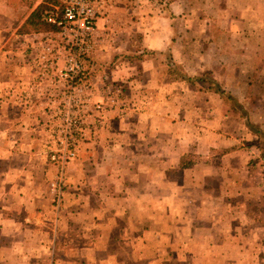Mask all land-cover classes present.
<instances>
[{"label":"crops","instance_id":"obj_1","mask_svg":"<svg viewBox=\"0 0 264 264\" xmlns=\"http://www.w3.org/2000/svg\"><path fill=\"white\" fill-rule=\"evenodd\" d=\"M5 1L14 3L0 5V264H40L44 252L59 254L61 248L84 253L78 250L74 258L63 253L58 264H264V253L255 255L256 248L264 252V208L260 220L251 216L237 237L234 186L237 180L245 186L248 178L237 179L234 172L249 161L232 159L248 156L249 149H231L234 137H227L236 127L232 104L247 109L259 87L262 96L254 102L264 106V0H114L98 20L90 121L98 115L94 103L106 96L104 81L123 84L127 108L124 115L99 112L100 129L68 166L70 186L61 210L53 208L50 190L58 168L44 154L49 103L42 90L32 88L38 68L31 61L39 43L55 33L29 26L45 0ZM134 55L138 58L128 57ZM247 55L261 65L248 61L243 71L231 64ZM171 58L186 77L210 70L216 79V74L223 77L218 83L228 97L202 91L191 98L206 96L208 103L230 104L233 112L208 107L205 113L197 104L194 111L188 106L176 114V120L177 82L167 74ZM141 73L148 77L143 85ZM180 81L186 90L198 84ZM238 85L245 90L239 98L232 95ZM206 183H220L221 192L206 193ZM190 186L197 191L190 193ZM239 194L249 197L241 187ZM220 199L222 209L210 210L200 224L205 201ZM99 230L102 236L95 239L92 233ZM159 233L170 238L169 258L159 253L145 258L152 256L146 250Z\"/></svg>","mask_w":264,"mask_h":264},{"label":"built area","instance_id":"obj_2","mask_svg":"<svg viewBox=\"0 0 264 264\" xmlns=\"http://www.w3.org/2000/svg\"><path fill=\"white\" fill-rule=\"evenodd\" d=\"M59 2L61 6L47 10L43 17L45 22L57 27L55 36L59 43H52L49 34L39 43L31 59L38 68V78L32 88L42 90L49 103L46 112L49 120L45 124L50 137L47 157L58 168L57 181L52 182L54 189L58 184V209L67 164L76 158L84 141L100 129L99 116L90 121L93 113L89 107L96 83L89 63L100 40L98 20L109 12L114 0ZM22 52L27 53L28 49L24 47ZM104 82L106 96L94 103L93 109L99 113L107 100L124 111L123 89Z\"/></svg>","mask_w":264,"mask_h":264},{"label":"rangeland","instance_id":"obj_3","mask_svg":"<svg viewBox=\"0 0 264 264\" xmlns=\"http://www.w3.org/2000/svg\"><path fill=\"white\" fill-rule=\"evenodd\" d=\"M13 3L11 2L9 4V2H7L5 0H0V5L3 7L2 9H5L6 7L12 5ZM46 38H47V36H46ZM50 38L52 40V43H56V44L59 43V39L55 36V34L50 35ZM125 46L130 47L128 42L125 44ZM128 57L138 58V55L128 56ZM149 58L147 57V59H144V60L141 59L143 61H140V62H145ZM159 59L160 58L157 57V61H160ZM171 59L174 60L173 58H171ZM180 59L181 58L176 57L175 60L178 61L179 63H181ZM248 61L249 62L251 61V57L249 55H247V57L246 56L238 57L237 61L232 62L231 64L235 63V65L237 66V70L239 69V70L245 71V67L247 66ZM140 62L138 63V65H144V64H141ZM164 62L167 64V61H164ZM113 63H115V61ZM136 63H137V61H136ZM148 63H150V62L148 61ZM159 63L160 62H158V64ZM250 63L251 64L254 63L255 66L261 65L260 60L258 62L256 60H255V62L251 61ZM92 64L95 66V70H92ZM89 65H90L91 74L95 77L96 76L95 74H97V73H95L97 71V68H96V62L93 60V58L90 60ZM167 66H168V64H167ZM137 70L139 71V70H141V68H138ZM176 70L177 69L172 70L170 74L167 72V74L171 76L173 82L174 83L177 82V86L176 87L174 86V91L177 92V94H179V95L174 97V103H173L174 104L173 105V112H174V117L176 118V120L178 119L175 116L176 114H178V116H181V111L186 110L188 106L190 107V109H189L190 111L191 110L194 111L195 105L198 106L197 104H199V106H201L202 108H204L206 110L205 113H208V109H207L208 107H214L215 109L220 108L223 110L226 109V110H229L230 112H233L230 109L231 107H229L230 104L223 105L222 102L219 104L212 99H211V102H213V103H211V102L208 103L207 100L205 101L206 96H201V98H198L197 101L191 98V96L192 95L194 96L196 94V92L204 91V93L206 94L207 92L214 91L217 93L218 88L223 93L221 95H225L226 97H228L227 92L219 84L220 82L218 79H221L223 77H220V75L216 74V76L218 77V79H216L214 77L212 70L207 71L208 75H207V73H204L201 76H198V75L192 76L189 78V79H191L190 82L192 84H195L194 82H198V84L191 86L189 88V90H186V87L184 86V84H183V87L181 86L182 85L181 83L184 82V81H180V77L182 78V75L179 71L177 72ZM238 73H240V72L237 71L236 74L238 75ZM140 76H141L140 80H141L142 85H143V83L145 81H147L148 77H146L143 73H141ZM206 80H208L209 82ZM109 81H108L109 86L114 85V86H119V87L123 88L122 83L115 82L112 79H110ZM188 81L189 80H187V82ZM95 83H96V80H95ZM232 91H233L232 95H235L238 98L243 97L245 94L244 88L240 87L239 85L236 89L235 88L232 89ZM123 92H124V90H123ZM181 93L183 94V96H180ZM253 93H254L253 102L252 103L250 102L248 104L247 109L242 110L243 105L240 104L239 102L237 104H232V105H234V108L236 110V112H234L236 114V117L233 120H231V123L233 122L236 127H234V132L232 131L231 134L227 135V137H229V138L232 136L234 137V140L232 141L233 147L231 149H234L235 151H243L244 149H247V150L249 149L248 150V152H249L248 156H246L244 154L245 153L244 152V153L236 156L234 159H232V160H235L236 163H240L242 161H245V162L249 161V164L247 165V167L237 168V171L234 172L237 179H240L243 177L248 178L247 179L248 181H246L245 186H242L239 183L240 180H237V185L234 186V190L237 191L236 193H238V195L234 199L232 207H234V210L236 211V215H238V218L236 217V220H235V221L238 220V222L236 224L241 225V226H239V229H241V230L236 232L238 238L245 233V229H247L248 226L250 225V221L248 222V220L250 219L251 216H253L251 219H254L256 221L260 220V218H259L260 214H261L260 210L264 208V112H263L264 106L262 107V102L260 100L258 102L257 101L254 102V99L256 97L260 98V96H262L261 89L259 87L254 89ZM186 95H189L188 99L184 98ZM212 95H214V94H212ZM215 96H217V95H215ZM224 100H226V99L224 98ZM104 105H105V108L103 110L99 111L100 113L106 112V111H115V110L121 112L122 115H124V113H125V111H122V109H120L119 106L114 105V104L108 102L107 100L105 101ZM211 105H213V106H211ZM125 108H127V103L124 102V110H125ZM248 109H250V111ZM97 116H99V113ZM229 122H230V120H229ZM44 131H46V133H47V135H46L47 138L44 142L45 143L44 154H46V156H47L48 155L47 150L50 148V144L48 142L50 140V137H49V133L46 130V125L44 128ZM93 137L94 136L90 137L89 139L84 141V143L91 142L90 139ZM83 146L81 147L76 158L71 160L65 168L64 182H63V184H61V188H62L61 189V192H62L61 199L62 200H61V205H60L59 209L57 208L58 204L56 201V192L58 190V184L56 185L55 189H54V186H52V182L57 181L58 173L55 176L54 180L50 182V188H51L50 190L53 192V195H54L52 206L55 210H61L62 206L64 205L65 194H66V192H68L69 186H70L68 184V179H67V169H68V166L70 165V163L74 162L75 160H77L82 155ZM221 157L222 156H220L219 159H221ZM207 158H208L207 155H204L205 161L209 160ZM47 159H48L49 163H51V161L49 160L48 157H47ZM221 184H222V182H221ZM221 184L217 183V185H215V187H214V186L208 185L206 183L204 185L203 190L206 193H209L212 195L216 194L218 192L220 193L221 192L220 187L223 185V184L222 185ZM194 187H196V186H190L188 191L190 193H192V192L195 193L197 191V188L195 190ZM240 187L244 191H247L249 193V197L240 196V194H239ZM175 189L177 191L176 187H175ZM214 189H215V191H214ZM214 202H215V204H213L212 200H211V202L205 201L206 210H205L203 216L201 217L202 222L200 224H203V223L208 221L209 216H207V215H208L210 210H212L214 208H216L218 210L222 209V200L221 199L216 200ZM207 203H211V204L208 205ZM248 209L251 213V214H249V217L246 215ZM219 214L220 213H218L216 211L213 212V215H215L216 223L218 222ZM95 219L98 220V217H95ZM101 220L103 223V221H104L103 217ZM210 224H211V221H210ZM194 225H197V223H195ZM99 232H101V233H99ZM159 234H160V236H159ZM159 234L156 237H152V238H154V241H155L154 247L150 248V250H148V249L146 250V251L151 252V254H147V255H152V256L145 257V258H152L153 256L156 257L158 253L159 254H165L166 255L165 257L169 258L170 255H168V251H169L170 247H168L169 243L166 241L170 238H169L168 234H163V233H159ZM92 235L94 238L98 237V236H102V230H99L98 232H93ZM76 236L78 237V235H76ZM77 249L81 250L82 252L84 251V249H82V248H77ZM248 249L249 248H246V250H248ZM78 250H77V252H72V251H76V249L61 248L59 254L58 253L54 254L52 252V249H51L48 252H44L42 254V256H41L42 263H40V264H58L57 263V260L59 259V258H57L58 256H63V253L72 252L68 255L70 257L74 258L73 255L79 256ZM256 250L257 251L255 252V255L264 253L262 251V249H260V248H256ZM174 251H176V250H174ZM106 255H107V257H109L110 253L105 254V256ZM256 257L258 259L261 258L260 256H256ZM160 258H164V256H161ZM71 261H74V260H71ZM62 262H64V261L61 260V263ZM134 264H136V263H134ZM142 264H148V263H142ZM166 264H195V263H192L191 261L186 263V261H184V260L181 262H171V261L167 260Z\"/></svg>","mask_w":264,"mask_h":264},{"label":"trees","instance_id":"obj_4","mask_svg":"<svg viewBox=\"0 0 264 264\" xmlns=\"http://www.w3.org/2000/svg\"><path fill=\"white\" fill-rule=\"evenodd\" d=\"M54 6H61V3L59 2V0H45L44 3H42L31 15L29 26L33 28V30H37L39 32L57 33L58 31L57 27L45 22L43 19L45 12L47 10L53 9ZM93 64H92V70H95V66ZM168 66L171 71L174 69H177L176 71L177 72L179 71L181 73L183 80L191 81V79H189L190 77H186L184 72L179 67L174 65V62L172 59H169ZM217 93L223 94L219 88L217 89Z\"/></svg>","mask_w":264,"mask_h":264}]
</instances>
